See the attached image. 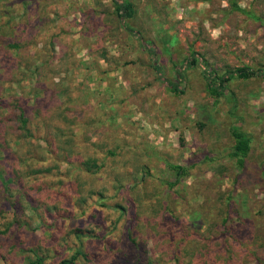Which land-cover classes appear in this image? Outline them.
I'll use <instances>...</instances> for the list:
<instances>
[{
  "label": "rangeland",
  "instance_id": "374dc122",
  "mask_svg": "<svg viewBox=\"0 0 264 264\" xmlns=\"http://www.w3.org/2000/svg\"><path fill=\"white\" fill-rule=\"evenodd\" d=\"M0 1V184L9 180L11 194L3 200L0 186V264L35 255L40 264H136L131 241L140 264L176 243L195 264H223L226 254L225 264H264L262 249L254 255L221 227L224 194L240 217L264 201V0H236L246 14L228 0H114L132 5L122 18L112 0ZM240 67L256 75L231 78L214 101L207 78ZM62 88L69 97L57 96ZM64 105L65 122L49 119ZM19 111L36 125L29 139L16 130ZM232 127L250 141L239 178ZM44 140L64 142L69 156L44 155ZM87 158L101 167L85 172ZM168 165L183 176L175 181ZM225 225L238 227L232 212ZM159 226L162 241L150 238Z\"/></svg>",
  "mask_w": 264,
  "mask_h": 264
},
{
  "label": "trees",
  "instance_id": "16d2710c",
  "mask_svg": "<svg viewBox=\"0 0 264 264\" xmlns=\"http://www.w3.org/2000/svg\"><path fill=\"white\" fill-rule=\"evenodd\" d=\"M228 3H229L231 10L236 11L241 14H246V11L236 3V0H228ZM112 4L114 6V10H115L117 17L119 18H122V15H120L121 13H123V15H128V16H130L133 13L132 5L129 2H122L121 4H118L114 0H112ZM130 30L131 29H128L127 31H130ZM7 48L15 50L18 48V44L16 42L9 43L7 44ZM193 56L194 54L191 55L188 65H193L195 63V58ZM151 64H152V61H151ZM255 75L256 73L254 71L249 70L247 68H244V67L236 68L233 72L228 73L226 76H221V77H215V76L211 77L210 76L209 78H207L206 90L208 94L211 96V98H213V100L216 101L218 96L221 95V92H223L226 83L231 78L235 77L237 79H249V78L254 77ZM63 81L64 79L61 78L57 84L60 85V83H62ZM169 87L175 94H181V91L178 90L177 87H175L174 85L170 84ZM58 95L63 96V97H69L68 92L66 91V88H62L60 91H58L57 96ZM36 109H40V107H35V112H36ZM64 110H68V107L66 105L61 106V108L60 106H58L57 111L51 114L49 116V119L56 118V120L60 119L59 121L63 120L61 122H65L66 115H64ZM40 118H44V117H40ZM16 121H17L16 123L18 126V129L16 128L17 132L18 130L21 131L22 136L26 137V139L31 138L32 134L30 132V129L36 125L32 121H30V118L25 117L24 112L19 111V113L16 115ZM229 133L233 139V145L231 147V150L228 156L234 161V165L238 169V172H239L236 178H239V177L244 176L245 174V158L247 157L248 152L250 150V141L248 137L246 136V134L240 131L238 128H235V127L230 128ZM5 134H6V131L0 132V136H2L0 137V154L2 156H4V152L6 150V148L4 147V145L7 142V140L5 139ZM57 134L62 135L64 133L63 131L58 130ZM16 140L17 142H21L18 136V133L16 135ZM1 142H2V145H1ZM43 143L44 145L42 147L41 152L44 153V155H49L54 158H58V155H60L62 152H65L69 156V153H67L68 150H67L66 144L64 142L63 143L59 142V145L55 146L54 148H52L51 143H49L46 140H44ZM61 158H62L61 161L65 162L67 168L71 167V161L68 159L67 156H62ZM1 159L2 157H0V160ZM90 165L93 166L95 171L101 167V165L95 164L94 158H87L85 161H83L80 164L82 169L87 173L90 172V169H91ZM167 167L173 171L174 176H175V181H177L184 174V169L178 165H168ZM259 169H260V176L264 180V170L261 167ZM36 173H37V170H32V172H30L29 174L35 175ZM145 174L146 172L142 171V175L144 176ZM31 179L34 180L33 178ZM7 183H9V180H6V181L2 180L0 184L1 189L6 193V195L3 196V200H5L6 202L11 197L9 189L6 186ZM174 184L175 183L169 184V186H172ZM231 191H234V188H232ZM222 205L225 208L223 212L224 213L223 217L221 219V227L223 228L222 229L223 233L226 234L227 232H229V234L227 235L228 238L232 239L233 241L234 240L239 241L240 243H242V245L244 246L246 250L250 249L254 255L257 254V251L259 249H262L264 251V227H261V224H260L261 218H264V201L261 204V207L255 210V213H254L255 215L251 214L250 216V215L242 214L241 217L238 215L239 212L237 208L233 211L234 207L232 206V203L230 201V194L228 195L224 194L222 198ZM12 206L16 207L14 204H12ZM117 207L122 213L118 214L119 217H117L118 221H116V224L122 219V214L124 213V207H122L121 205H117ZM231 212H232V215L234 214V220L238 222V225H237L238 227H236L235 232L233 231V233H230V230H228L227 226L225 225L230 217ZM26 220L23 221V224L25 225L28 222L27 218ZM38 222L40 226H42L43 228L44 226L43 221L40 218H38ZM16 223H17V219L15 218H12L10 221H8V225L10 226ZM114 229L116 230L118 228L115 226ZM153 229H155L153 231L155 235L150 238L151 239L156 238L159 241H162L163 239L160 238V234L156 230V229L161 230L160 226L158 228H153ZM73 233L75 234L74 236L79 240L80 236L78 235L79 233H77V230H75V232ZM129 233L134 236L135 231H132ZM130 234L127 235V237L131 241L133 237L130 236ZM96 238L97 237L95 238L93 237V239H96ZM96 240H99V239H96ZM131 242L134 244L133 247L135 249L134 257L136 258V264H140L139 261L141 257H140V248L138 247L139 243L138 242L134 243L133 241ZM177 244L178 243H176L175 247H172L171 245L166 246L165 249L163 250L164 253L161 252L162 256L164 257H158L156 259H153V257L156 256V254H161V253H157L151 250V254L149 256H146L145 258V261H146L145 264H164L166 263L163 261H167L166 264H169L168 262L170 261L172 262L170 264H195V262H198L197 257L194 255V252H192L191 255L185 252V250L187 249H183L182 256H180L181 253H180V249L178 248ZM141 246L144 247V244L142 243ZM224 248L226 247L224 246ZM79 252L80 251H77V253ZM183 258H187V260L184 262ZM222 260H223V264L227 263L230 260L228 257V254L222 256ZM41 261H42V257L35 255L34 261L33 262L30 261L28 262V264H40ZM72 261H73V258H70V260L61 261L60 264H71ZM201 263L202 264H217L216 262L211 261V260H209L208 262L205 260ZM118 264L120 263L118 262ZM122 264H124V262H122Z\"/></svg>",
  "mask_w": 264,
  "mask_h": 264
}]
</instances>
